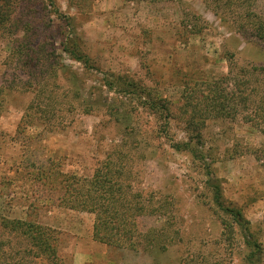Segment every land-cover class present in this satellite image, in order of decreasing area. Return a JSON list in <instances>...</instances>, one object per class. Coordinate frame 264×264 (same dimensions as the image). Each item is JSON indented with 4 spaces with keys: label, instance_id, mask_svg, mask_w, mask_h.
<instances>
[{
    "label": "rangeland",
    "instance_id": "obj_1",
    "mask_svg": "<svg viewBox=\"0 0 264 264\" xmlns=\"http://www.w3.org/2000/svg\"><path fill=\"white\" fill-rule=\"evenodd\" d=\"M54 1L70 17L68 25L51 13L45 0H17L14 19L22 29H41L52 40L48 50L54 47L60 57L46 59L64 66L52 72L50 81L61 87L56 90L61 96L78 90L80 97L73 100L78 107L66 114L64 128L37 121L21 128L34 92L24 88L28 72L12 57L14 36L0 34V216L36 219L61 229L62 252L73 264H182L183 257L197 264L200 257L190 256L199 248L206 254L218 249L215 242L224 244L223 226L206 187L210 166L226 200L242 210L264 249V133L243 118L244 108L233 118L212 114L207 119L203 161L171 148L172 141L157 132L163 119L142 108L138 99L153 96L171 102L176 115L169 121L168 135L185 140L178 109L184 91L204 95L212 80L227 74L230 57L240 66L264 65V41L248 42L228 28L206 0ZM254 9L264 14V0H257ZM66 34L76 38L91 68L62 51ZM124 80L137 82L144 92L125 96L104 84ZM107 156L118 157L132 170L137 191H159V196L177 201L179 215L173 224L165 217L147 216L139 219V227L163 223L180 228L183 241L174 239L166 252L115 249L94 239V214L37 201L49 193L34 179L35 167L53 162L66 173L91 177ZM236 238L229 258L247 264L240 233Z\"/></svg>",
    "mask_w": 264,
    "mask_h": 264
},
{
    "label": "trees",
    "instance_id": "obj_2",
    "mask_svg": "<svg viewBox=\"0 0 264 264\" xmlns=\"http://www.w3.org/2000/svg\"><path fill=\"white\" fill-rule=\"evenodd\" d=\"M45 1L47 8H53L51 13L68 25L70 17L60 11L56 2ZM256 1L206 0L227 27L244 36L248 42L255 39L264 41V14L254 9ZM17 6V0H0V34L14 36L11 37L14 43L12 57L28 72L29 78L25 81L24 88L34 92L20 127L26 128L37 121L50 128H64L69 123L65 121L66 114L77 110L78 105L73 100L80 97V92L69 90L71 96L68 92L62 96L57 93L56 90L61 87L52 83L50 77L52 72L64 64L58 60L51 61L52 57L46 59L51 54L59 56L54 47L51 53L48 50L52 40L47 39V35L40 32L41 29H22L20 22L14 19ZM44 27L45 25L42 26L43 30ZM20 30L25 31L18 36ZM68 35L61 42L62 51L91 68L88 55L79 49L76 38ZM229 60L227 74L212 80L204 95L191 89L184 91L178 109H182L185 140H172L168 135L169 121L176 115L171 102L153 96L142 101V97H138L142 108L163 119L157 132L172 141L171 148L187 151L194 158L204 161L203 128L207 119L212 114L233 118L241 112V108L245 110L243 118L258 126L264 133V65L251 63L240 66L234 57ZM223 83L231 87L225 88ZM104 84L109 90L125 96L144 92V88L135 81L124 80L118 84L104 81ZM84 112L88 113L89 110L85 109ZM59 168L53 162L49 167L43 164L35 167L34 179L42 185V190L49 193L44 197L39 196L37 201L45 199L57 207L94 214L95 240L115 249L145 252H166L174 245V239L183 241L180 228L171 229L170 225L163 223L145 230L139 227V219L147 216L165 217L173 224V220L179 215L177 201L159 196V191H152L147 195L137 191L130 179L132 170L118 157L107 156L91 177L66 173ZM206 169V187L212 195L211 206L223 226L224 244L218 245L219 242H215L218 249L206 254L199 248L198 254H191L190 260L197 256L200 257L197 264H234L232 257H229L237 246L236 235L240 233L246 250V263L263 264L264 249L252 232L250 221L240 208L228 203L220 178L213 176L210 166H206ZM0 223L3 229L0 233V264H73L62 252L65 235L61 229L29 218L0 216ZM181 260L182 264H190L189 258L184 260L183 257Z\"/></svg>",
    "mask_w": 264,
    "mask_h": 264
}]
</instances>
